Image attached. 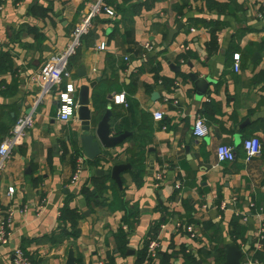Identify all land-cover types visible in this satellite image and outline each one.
I'll return each instance as SVG.
<instances>
[{"label": "crops", "instance_id": "obj_1", "mask_svg": "<svg viewBox=\"0 0 264 264\" xmlns=\"http://www.w3.org/2000/svg\"><path fill=\"white\" fill-rule=\"evenodd\" d=\"M236 1L242 11L220 15L207 8V0H107L116 15L102 12L96 17L69 63L70 80H64L77 87L97 82L90 91L91 108L95 100L103 113L112 111L119 128L114 136L130 134L116 148L104 150L101 165L95 167L82 153L78 117L60 121L57 89L43 96L36 76L72 44L76 28L99 0H21L20 5L0 0V54L9 52L13 62L0 76V85L6 86L0 87V144L18 118L35 111L34 127L0 172V209L11 210L14 218L10 242L0 243V264H13L19 247L34 264H66L70 250L76 264H107L110 254L116 264H136L156 224L165 228L159 233L160 257L151 264H160L162 255L173 251L172 262L184 264V246L207 248L211 258L205 264H215L214 244L200 226L192 225L199 235L195 241L177 230V222H188L189 214L194 222L219 226L222 248L232 243L231 221L242 219L248 242L241 248L252 254L264 223V17H258L260 0ZM204 21L221 23L218 51L208 48L211 30ZM172 31L177 33L171 40ZM102 43L104 51L98 49ZM236 54L241 56L239 72ZM155 62L173 87L156 80ZM191 75L208 80L203 95L198 96ZM117 94H125V104L114 103ZM156 113L163 114L161 121L154 119ZM197 116L210 129L206 138L193 135ZM253 136L260 139L262 154L248 160L243 142ZM221 145L235 148L234 162L218 161ZM76 152L85 165L73 185ZM141 160L142 179V172L134 170ZM122 164L131 166L122 173V189L109 177L108 191L96 201L89 204L80 195L82 188L92 189L98 170ZM157 174L163 177L159 186ZM67 202L82 214L77 239L62 229L60 213ZM127 209L138 218L127 252L120 253L116 236ZM169 215L172 219L166 222ZM257 253L264 264V242Z\"/></svg>", "mask_w": 264, "mask_h": 264}, {"label": "built area", "instance_id": "obj_2", "mask_svg": "<svg viewBox=\"0 0 264 264\" xmlns=\"http://www.w3.org/2000/svg\"><path fill=\"white\" fill-rule=\"evenodd\" d=\"M3 2V0H2ZM4 3V2H3ZM17 5H20L18 3ZM3 5H0V11L3 10ZM259 18L264 17V0H260L259 4ZM102 12L110 17H114L115 12L107 5V0H99V2L94 5L88 17L76 28L72 44L61 54L52 57L44 69L37 74L36 79L42 84V95L50 93L53 88L57 89L58 94V107H57V118L62 122H68L72 118H76L79 109L78 105V87L74 82H68L64 84V80H70L69 63L71 59L77 54L79 49L81 39L88 34L93 27V22L98 15ZM98 49L100 51L106 50V44L102 43ZM148 49H151L149 47ZM241 67V56L239 54L234 55V68L236 72H239ZM41 95V97H43ZM41 100V98H40ZM39 100V101H40ZM38 101V103H39ZM37 103V104H38ZM114 103L117 105H122L126 103L125 94H117L114 97ZM177 105L178 102H175ZM162 113H156L154 119L161 121L163 119ZM35 125V111L31 110L23 114L17 119L12 132L3 140L0 144V172L4 170L7 166L8 161L15 152V150L20 147L28 134V132ZM210 134V129L201 116H197L194 126L193 135L197 138H206ZM243 151L248 160L258 157L262 154V143L260 139L256 136L246 139L243 142ZM217 159L219 162H234L236 160V150L233 146L221 145L216 151ZM84 159H77V168L75 170L74 176L72 178V184L76 185L80 179L82 172L84 170ZM162 174H157L155 177L156 186H159L162 180ZM177 189L180 187L177 186ZM14 188L9 189V194H14ZM222 209L227 207L226 203L222 204ZM23 211L22 213H25ZM13 212L11 210L4 211L0 209V243L8 244L10 242L11 234L10 229L13 223ZM164 226H161V230H164ZM127 230V227H124ZM177 230L183 232L191 240L195 241L199 238L196 229L192 225H185L181 222H177ZM159 233L156 236L148 237V258L143 264H151V262L157 260L160 257L161 243L159 239ZM264 242V223L261 225L259 230L258 242L255 245L252 254L251 252L245 251L242 264H261V262L255 257L256 253L261 249L262 243ZM13 264H34L28 254L21 248H15L13 252Z\"/></svg>", "mask_w": 264, "mask_h": 264}, {"label": "trees", "instance_id": "obj_3", "mask_svg": "<svg viewBox=\"0 0 264 264\" xmlns=\"http://www.w3.org/2000/svg\"><path fill=\"white\" fill-rule=\"evenodd\" d=\"M16 3H19L21 0H14ZM140 6H146L149 8L151 5L149 3H142L139 4ZM206 6L210 10L216 11L220 15H234L235 13L242 11L243 6H241L236 0H229L228 2H218L217 0H207ZM207 28L211 30V40L208 44L209 49H215L218 51V33L221 31V23L217 21H210V22H203ZM35 31V30H34ZM12 57L9 52H3L0 54V76L6 74L9 69L12 67ZM153 72L155 73V78L157 81L162 80L164 85L167 87H173L175 84L173 82L168 81L167 79H164L160 76L161 72V65L159 62H155L153 64ZM4 83L0 85L2 87ZM4 88L6 86H3ZM4 94V93H3ZM118 126L115 127V130L118 133ZM82 156L80 153H77L74 155V168L76 170L77 168V159ZM144 160H141L139 162L134 163V170L136 172H142ZM91 165L95 167H99L101 165V161H95L90 162ZM144 175V172L139 174V177L142 179ZM108 183H109V177L105 176H98L94 179V182L92 183V189L85 187L82 188L80 191V195H82L89 204H91L92 201H96L97 195H102L108 191ZM119 197H117V204L121 203V197L118 194ZM71 198V197H70ZM162 211L167 212V207H162ZM125 218L122 224V227L119 228L118 234L116 236L119 244V251L120 253L127 252L128 249V243H129V232L133 229V225L135 221L138 218V213L133 211L132 209L125 210ZM168 215V214H167ZM165 221L167 222L169 219H172V215L168 216ZM82 218V214L79 212L76 208H71L69 206V202L66 203L65 207L61 210L60 213V221L62 222L63 226L62 229L64 233L73 238L77 239L80 236V229L78 227L79 222ZM188 222L182 223L185 225H194V226H200L201 231L204 232V236L210 243L214 244V248L212 249L216 256H215V264H224L226 261V255H225V248H222L219 246L221 243L219 232V226L216 224H213L212 222H194L192 221L193 216L189 214L187 216ZM127 225L128 229H130L128 232H125L123 229V226ZM162 224H156L152 227L150 230L148 236L146 237V241L144 244V249L140 253L139 257L137 258L136 264H143L147 258H148V237L149 236H156L159 233V229ZM181 231V230H180ZM230 239L233 243L238 244V246L241 248L242 245L247 244L248 242V226L246 223L242 221L240 218H234L231 221L230 224ZM179 253V252H178ZM180 253L183 255L184 264H205L207 260L211 258V251H208L207 248H203L200 250H193L190 249L187 246L182 247L180 250ZM176 256V252L173 251L172 253L166 252V254L162 255V259L160 261V264H174L172 262V259H174ZM258 257V253L256 254V258ZM152 263V262H151ZM107 264H116V256L113 254H110L107 259Z\"/></svg>", "mask_w": 264, "mask_h": 264}, {"label": "water", "instance_id": "obj_4", "mask_svg": "<svg viewBox=\"0 0 264 264\" xmlns=\"http://www.w3.org/2000/svg\"><path fill=\"white\" fill-rule=\"evenodd\" d=\"M183 24L179 25V29ZM177 31L170 33V39L176 35ZM259 54H255L258 57ZM174 68V67H173ZM178 70V68H177ZM81 72L79 75L81 76ZM191 80L194 83L196 90L199 92L198 96L203 95L209 87V82L206 79H199L196 75H191ZM97 85L92 83L89 85H82L78 87V105L79 109L77 117L81 123L80 130L76 133L80 142L82 153L85 159L90 162L98 161L104 156V150H111L116 148L120 144L124 143L128 135L121 134L114 136L112 134L115 129L113 124V114L110 109H107L104 113L101 108L94 100L93 107L90 91ZM56 88H53V90ZM158 97L157 95H154ZM155 97V98H156ZM131 166L128 164L113 166L110 170H98L97 176L111 177L116 182L120 189L123 187V180L121 178L122 173L130 170ZM134 255V252H131ZM226 261L224 264H242V260L245 255V251L238 246L236 243H228L225 245ZM77 259L75 257L74 250H70L66 264H76Z\"/></svg>", "mask_w": 264, "mask_h": 264}]
</instances>
